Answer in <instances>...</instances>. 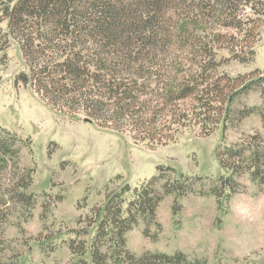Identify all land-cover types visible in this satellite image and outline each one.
I'll return each instance as SVG.
<instances>
[{
	"label": "trees",
	"instance_id": "1",
	"mask_svg": "<svg viewBox=\"0 0 264 264\" xmlns=\"http://www.w3.org/2000/svg\"><path fill=\"white\" fill-rule=\"evenodd\" d=\"M195 1L203 4V14L215 12L221 27L242 29L252 24L247 30L251 31L264 23V0H0V24H7L4 30L0 27L1 61L16 42L27 68L16 77L17 85L30 87L60 115L128 133L147 147L170 145L192 128L209 136L219 126L227 127L236 98L260 84L220 71L213 57L190 59L193 54L188 52L182 59L176 54L194 49V43L183 46L177 38L192 22L202 25L203 19L200 14L195 20L180 15L174 22L170 12L176 14L182 7L196 11L200 4ZM224 11L228 15L221 17ZM254 56L251 47L245 56L233 58L249 63ZM261 94L264 99V89ZM254 112L264 123V107L240 114ZM23 145L24 139L0 127L1 217V209L11 200L31 208L37 202V195L28 192L35 170L21 166ZM217 158L229 172L216 182L212 194L218 199L237 193L236 177L245 172L264 186L260 135L224 146ZM201 180L160 166L158 174L140 186L133 189L126 184L108 193L101 205L79 218L74 237L63 243L83 264H88L84 260L88 254L91 264H207L181 251L137 255L127 247V234L139 222L145 225L146 236L152 225L161 230L157 211L166 196L174 197L176 215L182 210L180 200L196 193L195 183ZM2 189L7 190L1 193ZM91 233L88 245L82 238Z\"/></svg>",
	"mask_w": 264,
	"mask_h": 264
},
{
	"label": "rangeland",
	"instance_id": "2",
	"mask_svg": "<svg viewBox=\"0 0 264 264\" xmlns=\"http://www.w3.org/2000/svg\"><path fill=\"white\" fill-rule=\"evenodd\" d=\"M194 4H200L196 11L182 7L176 14L170 12L174 22L180 15L195 20L200 14L198 18L203 19L202 25L192 22L177 38L183 46L194 43V49L176 54L182 59L188 52L193 54L188 55L190 59L213 57L220 71L232 77L247 76L260 84L236 98L227 127L221 125L209 136L192 128L170 145L150 148L128 133L60 115L30 87L16 84L18 74L27 71L18 44L12 42L4 62L0 55V127L24 139L21 166L35 170L28 192L37 195L33 208L11 200L1 209L4 217L0 215V219L5 222L0 220V264H83L63 243L74 237L72 231L79 218L101 205L108 193L126 184L134 189L147 182L158 174L160 166L202 180L195 183L196 193L180 200L182 210L176 215L174 197L164 198L157 211L160 231L152 225L150 236H146V227L139 222L127 234L130 251L137 255L181 251L191 258L205 259L207 264H264V186L245 172L236 177L238 186L233 187L238 192L229 199L227 194L219 199L212 194L217 180L229 176L218 161V150L257 134L264 140L259 112L240 114L264 107V23L251 31L247 30L252 24L242 29L221 27L215 12L203 14V4ZM226 15L224 11L221 17ZM246 16L255 18L249 13ZM0 27L4 30L7 24ZM251 47L255 51L252 62L233 58L245 56ZM93 233L82 238L88 245ZM84 260L91 264L90 254Z\"/></svg>",
	"mask_w": 264,
	"mask_h": 264
}]
</instances>
